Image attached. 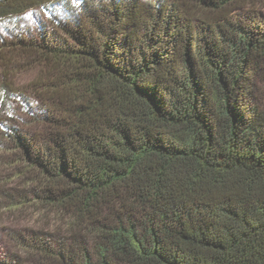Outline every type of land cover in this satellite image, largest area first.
Returning <instances> with one entry per match:
<instances>
[{"label": "trees", "instance_id": "trees-1", "mask_svg": "<svg viewBox=\"0 0 264 264\" xmlns=\"http://www.w3.org/2000/svg\"><path fill=\"white\" fill-rule=\"evenodd\" d=\"M0 29V151L34 173L8 198L64 228L22 250L264 264V0H0Z\"/></svg>", "mask_w": 264, "mask_h": 264}, {"label": "rangeland", "instance_id": "rangeland-1", "mask_svg": "<svg viewBox=\"0 0 264 264\" xmlns=\"http://www.w3.org/2000/svg\"><path fill=\"white\" fill-rule=\"evenodd\" d=\"M42 19V15L36 10L24 15V22L30 29L35 28L37 21ZM0 33H2L1 29ZM3 53L5 52H0V80L7 71L6 61L1 59L4 57ZM38 74V67L22 65L13 69L10 75L15 86L26 89L29 83L35 81ZM256 95L260 100H264V83H257ZM16 154L15 151H0V264L10 262L39 264L41 259L38 256L26 253L19 247L15 240L18 234L27 237L29 231L38 230L47 233H63L64 228L62 229L59 222L38 208L28 205L18 207V205L11 204L9 195L17 197V192L28 193L29 187H25L24 182L34 176V173L25 170L24 166H13ZM30 197L29 194L28 198Z\"/></svg>", "mask_w": 264, "mask_h": 264}]
</instances>
